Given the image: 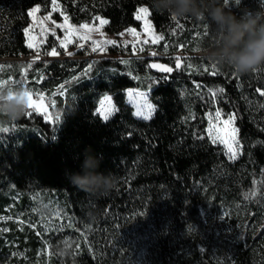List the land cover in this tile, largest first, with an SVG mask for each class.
I'll list each match as a JSON object with an SVG mask.
<instances>
[{"label": "trees", "instance_id": "16d2710c", "mask_svg": "<svg viewBox=\"0 0 264 264\" xmlns=\"http://www.w3.org/2000/svg\"><path fill=\"white\" fill-rule=\"evenodd\" d=\"M57 1L72 23L105 18L112 34L140 27L136 13L147 5L164 40L154 45L156 56L0 61L2 86L44 92L60 114L52 120L32 109L13 122L0 116V214L15 202L17 191L26 200L37 188L63 197L79 247L72 257L53 258L52 264H264L255 248L264 228L239 242L218 233L214 222L227 214L234 223L243 216L264 223V96L257 91H264V65L245 75L230 68H218V75L204 72L212 70L211 63L196 54L206 42L208 24L186 17L176 27L170 16L152 10L150 0ZM36 5L47 14L53 0H0V59L35 53L24 29ZM226 7L239 14L245 7L264 9V0H242L239 6L229 0ZM55 42L50 38L41 54ZM183 51L193 55L180 57L183 70H177L174 54ZM154 61L173 71L155 72ZM221 88L223 93L213 97L211 90ZM127 89L150 92L156 106L152 118L135 116ZM108 94L117 112L104 120L98 108ZM217 110L224 117L236 114L242 143L237 159L207 134V116ZM87 148L101 157L99 172L118 177L103 198L78 190L67 178L81 172ZM29 230L31 238L22 239L20 248L33 258L41 239ZM4 236L0 233V261L10 254ZM220 238L231 241L230 251L216 257L213 247Z\"/></svg>", "mask_w": 264, "mask_h": 264}, {"label": "rangeland", "instance_id": "374dc122", "mask_svg": "<svg viewBox=\"0 0 264 264\" xmlns=\"http://www.w3.org/2000/svg\"><path fill=\"white\" fill-rule=\"evenodd\" d=\"M140 7H147L150 12V8L147 5ZM34 8H38L39 11L30 15L27 36L28 42L33 44L35 53L29 57L19 58L20 61L53 59L96 60L103 58L127 59L133 56H148L151 55V52H156L154 45L160 42L159 41L155 44L152 43L154 37L156 35H162V33H160L154 26L150 15L143 13H140L141 19H138L141 24L140 27H129L119 33L112 34L105 28L107 23H101V20H106L108 22L105 18H100L98 22L83 23L88 24L89 29L80 28L81 24L72 23L67 14L63 12L60 3L57 0H55V4L53 3L52 11L50 13H42L39 5L32 7L30 13ZM65 16L68 17L67 25L65 27H57V25L65 24ZM68 25L71 27H68ZM129 29H133L134 33H130L128 31ZM52 32H55V35H52ZM80 37H85V39H80ZM50 38L56 41L53 47H56L57 52L59 53L57 56L41 54V49L49 43ZM69 40L72 42L69 43ZM106 40L116 41V46L104 43ZM61 41L65 42L66 48H61L59 46ZM92 41H97L98 43L93 45ZM145 41H147V43H144ZM80 45H82V47ZM93 47H96L97 51H92ZM101 48L103 49L102 51L100 50ZM140 48H143L144 50L140 51ZM122 49H130L133 54L112 52L121 51ZM37 53H39V58H37ZM68 53H72V55H69ZM186 54L187 53L183 51L175 53L174 56L187 57ZM196 55H202L201 51ZM154 62L162 64L161 61ZM212 91L214 90H211V92ZM125 95L127 103L134 108V114L138 109L143 110L145 114H147L149 110L146 105L150 104L152 105L150 118L153 117L156 111V106L150 100L149 91L127 89ZM41 96L43 99L40 98ZM32 99L36 105V111L43 113L46 117L51 118L52 120H55L60 116L58 110L55 109L53 100L47 99L44 92L33 94ZM102 112L110 113L108 119L117 112V106L112 95L108 94L101 99L98 113L103 118L101 115ZM135 116L137 115L135 114ZM230 116H235V119L230 124H225V121L228 120ZM137 117L144 119L141 116ZM207 119V134L212 141H216V144H221L225 147L229 157L231 153L228 151V145H232L233 149H236V145L232 140L234 135L233 129L238 130V132L235 133V137L239 141L238 158L242 153V143L239 138L236 114L231 113L226 117L220 115L219 119H217L216 114H213L208 115ZM27 197L28 200H26L27 198L25 197V194L21 191H17V194L14 196L15 202L6 208L5 213L0 214V233L5 234L6 245L10 247V254L5 257L4 260L0 261V264H21L20 261H22L24 257L28 259L26 264H52L53 258L62 261L66 257H72L76 253V249L79 247L80 235L76 231L74 223L68 214L65 199L53 190L39 188L34 189ZM24 199L26 201H24ZM41 203L57 207L59 209V215L45 216L40 214V212H38V207ZM22 205H25V207L19 208ZM226 215L227 214H222L216 217L214 222L217 225L218 233L230 236V239H235L241 242L247 240L252 232L254 238L258 236L264 228V223L257 224L255 221L250 223L249 219H246L245 216L239 217L234 223L232 222V216L228 217ZM233 217H236V215H233ZM28 227L36 231V235H38L42 243L36 245L37 248L33 258L29 257L30 255L25 249L23 250L20 248L22 239H25L24 241H29L31 238ZM230 242L231 241H225L222 238L218 239L213 247L214 256L219 257L221 252L230 251ZM255 248L259 251L260 256L264 260V231L262 232L261 237L255 241ZM63 249H67L69 254H62ZM43 259H45L44 263Z\"/></svg>", "mask_w": 264, "mask_h": 264}, {"label": "clouds", "instance_id": "9594fccd", "mask_svg": "<svg viewBox=\"0 0 264 264\" xmlns=\"http://www.w3.org/2000/svg\"><path fill=\"white\" fill-rule=\"evenodd\" d=\"M239 6L242 0H236ZM156 13L167 14L174 20L192 18L207 23L209 32L201 46V54L217 68H230L237 75H245L264 65V9H241L239 14L226 7L224 0H150ZM28 89L24 86H0V116L6 121L21 120L28 111ZM101 157L85 149L81 172L67 178L78 190L103 198L111 193L118 177L99 172ZM38 212L56 216L59 209L41 203ZM62 254L68 255L63 249Z\"/></svg>", "mask_w": 264, "mask_h": 264}, {"label": "snow or ice", "instance_id": "6c2138e0", "mask_svg": "<svg viewBox=\"0 0 264 264\" xmlns=\"http://www.w3.org/2000/svg\"><path fill=\"white\" fill-rule=\"evenodd\" d=\"M225 4L228 5L229 4V0H224ZM236 2V0H235ZM53 3L55 4V0H53ZM39 11L38 8H34L32 10L31 13H29V15H33L35 12ZM140 13H143V14H146V15H150V12H149V9L147 7H140L138 9V12H137V16L136 18L137 19H141V16H140ZM63 15V13H62ZM171 18V17H170ZM65 19V24L64 25H57V27H65L67 25V21H68V17L65 16L64 17ZM96 19H100L99 17H96ZM172 21H176V27H182L180 24H179V21L178 20H174L173 18H171ZM101 23L104 24V23H107L106 20H101ZM68 27H71L70 25H68ZM80 28L82 29H89V25L88 24H81L80 25ZM98 30V29H97ZM29 31V29L25 28L24 29V32L27 34ZM130 33H134V30L133 29H129L128 30ZM52 35H55V32H52ZM120 35H123V34H120ZM199 35V34H198ZM203 35H207V31H205L203 33ZM80 39H85V37H80ZM161 40H164V36L163 35H156L152 41V43H157ZM69 43H71L72 41L69 40L68 41ZM93 45H96L98 42L97 41H92ZM104 43L108 44V45H113V46H116V41H113V40H106ZM144 43H147V41H145ZM61 48H66V44L64 41H61L60 45H59ZM82 47V45H80ZM28 47L29 48H33V44L32 43H29L28 44ZM135 47V46H133ZM101 51L103 50L102 48L100 49ZM140 51H143L144 49L143 48H140L139 49ZM92 51H97V48L96 47H93ZM69 55H72V53H68ZM47 55L49 56H57L59 55V53L57 52V49L56 47H53L52 50L50 52L47 53ZM151 55L152 56H156L157 53L155 51L151 52ZM37 58H39V53H37ZM124 63H128L127 61H123ZM28 67H31V65L29 64ZM150 67H155V68H159L162 72H166V73H171L173 71V68L172 67H167L165 65H160V64H152L150 65ZM189 68L192 67V65H188ZM4 66L3 65H0V70H3ZM175 68L177 70H183L182 69V61H181V58L178 56L176 57L175 59ZM211 71H209V68L205 67L203 68V71L204 72H208L209 74L211 75H218L219 74V71H218V68L215 66V65H212L211 64ZM256 69H254L253 71H255ZM3 81H0V86L3 85ZM20 83H23V82H20ZM199 87V85H198ZM223 89H218V90H215V91H212L211 94L213 97L217 96V94H222L223 93ZM257 91L260 93L261 96H264V91H261L260 89H257ZM32 90L29 89L28 92H27V97H28V109H34L36 108V105L32 99ZM41 99H43V97L41 96L40 97ZM262 107H264V105H261ZM147 109L149 110L147 114H145V112L143 110H140L138 109L137 112L135 113L137 116H141L143 117L144 119H149L150 118V114H151V110H152V105L148 104L146 105ZM109 114L108 112H102L101 115L103 116V118L105 120H107L109 118ZM220 115L221 113L219 112V110H217L216 112V117L217 119L220 118ZM57 119H59V117H57ZM235 119V116H230L228 120L225 121V124H230L233 120ZM6 131V129H4ZM238 132L237 129H233V137H232V140H233V143L236 145V149L234 150L232 145H228V151L231 153L230 155V159H236L237 156H238V148H239V141L236 139L235 137V133ZM213 142L215 143L216 141L213 140ZM253 183L255 184L256 182L253 181ZM252 195H256L255 192H252ZM59 215V214H58Z\"/></svg>", "mask_w": 264, "mask_h": 264}, {"label": "water", "instance_id": "95a60500", "mask_svg": "<svg viewBox=\"0 0 264 264\" xmlns=\"http://www.w3.org/2000/svg\"><path fill=\"white\" fill-rule=\"evenodd\" d=\"M187 56H189V55H193V54H190V53H187L186 54ZM10 60H20L19 58H6V59H0V61H10ZM152 64H160V63H157V62H155V63H152ZM151 64V65H152ZM160 65H164V64H160ZM165 66H167V65H165ZM168 67V66H167ZM152 69L155 71V72H162L159 68H155V67H152Z\"/></svg>", "mask_w": 264, "mask_h": 264}]
</instances>
